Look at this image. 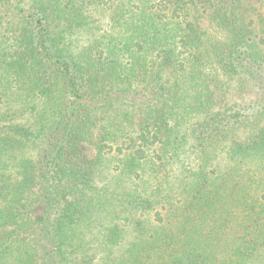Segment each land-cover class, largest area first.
<instances>
[{
	"label": "trees",
	"instance_id": "1",
	"mask_svg": "<svg viewBox=\"0 0 264 264\" xmlns=\"http://www.w3.org/2000/svg\"><path fill=\"white\" fill-rule=\"evenodd\" d=\"M0 264H264V0H0Z\"/></svg>",
	"mask_w": 264,
	"mask_h": 264
}]
</instances>
